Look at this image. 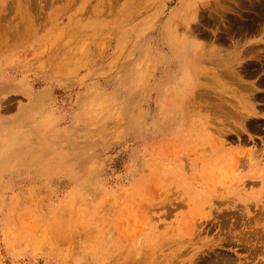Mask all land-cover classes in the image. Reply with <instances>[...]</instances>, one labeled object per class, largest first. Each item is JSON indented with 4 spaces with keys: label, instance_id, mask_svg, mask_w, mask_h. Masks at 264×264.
I'll use <instances>...</instances> for the list:
<instances>
[{
    "label": "rangeland",
    "instance_id": "1",
    "mask_svg": "<svg viewBox=\"0 0 264 264\" xmlns=\"http://www.w3.org/2000/svg\"><path fill=\"white\" fill-rule=\"evenodd\" d=\"M262 2L0 0V264H264Z\"/></svg>",
    "mask_w": 264,
    "mask_h": 264
},
{
    "label": "bare ground",
    "instance_id": "2",
    "mask_svg": "<svg viewBox=\"0 0 264 264\" xmlns=\"http://www.w3.org/2000/svg\"><path fill=\"white\" fill-rule=\"evenodd\" d=\"M19 1V0H18ZM247 2L244 1V4H246ZM257 7V8H256ZM255 7V12H256V16L258 17V15L262 16V14H264V2L261 3V5H256ZM193 11V10H192ZM26 17V16H25ZM262 19V18H261ZM22 21V20H21ZM21 21H19L20 23H22ZM18 22V23H19ZM254 20H247V26H245L244 28H242L241 30H250V31H253L255 29V25H254ZM27 23V22H26ZM15 25V24H14ZM22 25V24H19V26ZM8 28V27H7ZM15 31V30H14ZM232 31V29H231ZM18 33V32H16ZM182 50H180L182 52V55H186L185 57V60H189L191 59L192 57V66L195 67L196 71H195V74H193L192 76V71H189L187 72L186 76H184V82L185 85L187 86L188 90H190L189 93L192 92V89L193 91L196 90V87L199 89V91H194V95L197 93V96L198 98H201V95L202 93L201 92H204L206 87H207V84L208 82L210 83H213V80L211 77H209L207 74H206V71H203L202 67L205 68V63H210V64H213V62H216V65L220 66V64L222 63V65H226V66H223L222 70H219L218 73H220V75H223L225 79H227L228 82L230 83H235L236 85H238L239 87L243 88L242 91H238V90H233L232 92L239 96V97H243V98H246L247 99V106L245 104V100L242 102H238L237 100V103H239L240 105L243 106L244 109H246L245 113H240L239 114V120L241 121V125L243 128H246V122L247 120H249V117H251L253 115V113L255 115H257L258 113L256 112V109L255 107L257 106L256 103H254L252 101V99H255V92H256V87L254 86L256 84V82H254V85L253 84H249V83H246L245 80L243 79V75L246 77V75H251L252 73V66L251 64L249 63H245L243 60V57H242V54L244 53H237V54H233V53H229V54H218L216 55L215 57L217 56H221V58L218 57L217 60H209V59H214L213 56H208L209 54V51L204 47V45H202L200 48H194V46L192 44H187L183 47H181ZM247 50H251L250 52L246 53ZM246 50V54L248 55H251V54H254V57H255V53L256 52V48L255 46H249V48H247ZM255 50V51H254ZM255 52V53H252V52ZM191 55V56H190ZM225 55V56H224ZM247 55V56H248ZM257 56L260 55V53L256 54ZM253 56V55H252ZM246 57V56H245ZM252 57V58H254ZM260 58L263 57V56H259ZM249 61V60H248ZM185 63V61H184ZM214 65V64H213ZM221 65V66H222ZM255 65V64H254ZM238 66V67H237ZM186 67V66H185ZM264 67V66H263ZM262 67V68H263ZM253 69V68H252ZM263 71V70H262ZM255 74V73H254ZM263 77V76H262ZM261 78V77H260ZM246 79V78H245ZM263 79V78H262ZM264 79L262 80V82L260 81V83H263ZM197 82V84H196ZM248 82V81H247ZM250 82V81H249ZM259 82V81H258ZM217 83V82H216ZM196 84V85H195ZM263 85V84H262ZM196 86V87H195ZM215 86H217L215 84ZM214 86V87H215ZM260 86V85H259ZM264 86V85H263ZM262 87V86H261ZM192 88V89H191ZM238 88V87H237ZM219 89V88H218ZM239 89V88H238ZM251 90V91H250ZM221 91V90H220ZM231 91V90H230ZM213 92V91H212ZM258 92V90H257ZM259 93V92H258ZM257 94V93H256ZM193 95V96H194ZM208 95V93H207ZM206 95V96H207ZM211 95V94H210ZM214 95V94H213ZM259 94H257L258 96ZM261 96V95H260ZM203 98V97H202ZM220 98V97H219ZM218 98V99H219ZM224 98V97H223ZM226 98V97H225ZM235 98V97H234ZM257 98V97H256ZM238 99V98H237ZM259 99V98H258ZM200 100H204V99H200ZM207 100V99H206ZM229 100V99H228ZM224 101V100H223ZM257 101V100H255ZM195 102V101H194ZM209 102V101H208ZM218 102V100L216 101ZM201 103V102H200ZM204 103V102H203ZM220 103V102H219ZM222 103V102H221ZM226 103H230V102H226ZM235 103V102H233ZM188 104V103H187ZM198 104V102H197ZM196 104V105H197ZM207 104V103H206ZM236 104V103H235ZM191 105V104H190ZM203 105V104H202ZM202 105H200L202 107ZM205 105V104H204ZM212 105V103H211ZM210 105V106H211ZM216 105V104H215ZM214 105V108L216 106H219ZM223 105V104H222ZM225 105V104H224ZM231 105V104H230ZM193 106V105H191ZM208 106V105H205V107ZM228 106V105H227ZM239 105L237 104V107ZM188 107V106H187ZM196 107V106H195ZM213 107V106H212ZM220 107V106H219ZM222 107V106H221ZM231 107V106H230ZM234 109H236L235 106H233ZM192 107H190L191 109ZM218 108V107H217ZM232 108V107H231ZM240 108V107H239ZM242 108V107H241ZM257 108V107H256ZM220 109V108H218ZM223 109V107H222ZM224 110V109H223ZM237 110V109H236ZM258 110V108H257ZM236 112V111H235ZM237 113V112H236ZM239 113V112H238ZM212 116V115H211ZM254 116V115H253ZM216 117V116H215ZM212 118V117H211ZM230 118V117H229ZM230 120V119H229ZM238 120V121H239ZM227 121V120H226ZM252 124V123H251ZM260 162V161H258ZM247 201V200H246ZM196 253V252H195ZM195 260V259H194ZM193 264V263H192Z\"/></svg>",
    "mask_w": 264,
    "mask_h": 264
}]
</instances>
